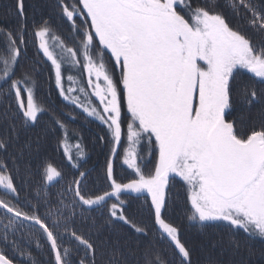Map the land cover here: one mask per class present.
I'll use <instances>...</instances> for the list:
<instances>
[{"label":"snow or ice","instance_id":"obj_1","mask_svg":"<svg viewBox=\"0 0 264 264\" xmlns=\"http://www.w3.org/2000/svg\"><path fill=\"white\" fill-rule=\"evenodd\" d=\"M227 6L240 27L218 0H57L62 37L35 0H10L3 15L15 23L0 26V264H37L25 241L47 247L48 264H194L197 242L166 216L177 178L200 248L224 250L220 231L233 249L241 231L264 240V0ZM29 38L42 54L30 71L21 65ZM41 64L71 118L79 109L105 126L102 192L85 191L79 142L75 153L63 142L67 173L30 162L51 130L30 132L45 114L35 102ZM133 193L151 224L137 222Z\"/></svg>","mask_w":264,"mask_h":264},{"label":"trees","instance_id":"obj_2","mask_svg":"<svg viewBox=\"0 0 264 264\" xmlns=\"http://www.w3.org/2000/svg\"><path fill=\"white\" fill-rule=\"evenodd\" d=\"M26 2L31 4L33 0H26ZM35 2L42 6L41 11L45 15L51 16L56 33L62 37H67L69 33V24L61 19L60 10L57 8V0H35ZM72 2L73 0H68V3ZM201 2H203V0H201ZM218 2L222 5L221 11H223L231 24L234 27H240L241 21L238 17L233 16L231 9L227 6V0H218ZM9 3L10 0H0V26H10L15 23L13 18L3 15L4 9ZM29 11L31 12V9H29ZM254 38L256 37L254 36ZM23 56L24 59L21 60V65L29 71L33 67L34 59L37 61L41 59L42 54L37 55L36 47L33 45L31 38H29L28 48L26 52H23ZM33 76L36 84L35 102L39 107L45 109V114L41 117L40 124L33 127L30 132L37 133L42 127L51 129L41 141L39 154H33L30 157L33 168L39 167L43 161L67 173L69 168L68 161L63 153V142L65 140L67 141L73 153H75L76 143L79 142L83 145L86 152V157L81 161L83 170L90 173L89 178L85 181V191L94 190L102 192V190L107 187L104 178L107 149L100 144L98 137L105 133V126L101 124L100 121L87 117V115L79 109H75V111L72 112L75 119L68 115L71 109L65 107V102L58 96L54 83V73H51L50 79L49 66H45L44 64L39 65L37 72L33 73ZM61 113H64V115L61 116ZM256 115V111L253 110V116L255 117ZM50 116L54 119H62L66 123V130H61L59 127L53 128ZM255 122L259 123L258 120ZM70 124L73 127H70ZM65 131L67 132V136H65ZM150 167L151 165H149V168ZM125 169L126 166H122L118 162L116 175L119 178H125L127 175ZM17 182H19L18 178ZM182 184L183 182L177 178L176 183L171 186L169 197L170 200L175 199L176 203L169 208L166 216L168 219L182 225L184 228V238L188 240L189 243L192 241L197 242V251L192 257L194 264H208L210 258L220 262V264H264V240L258 237L248 238L242 231L235 237V239L239 241L240 246L238 249H233L228 246V234L224 231L219 232V235H223L224 237V250L220 247L216 249L207 247L200 248L199 241L201 238L197 235V229L193 226H189L188 222L183 219L184 189ZM52 190L56 191V188ZM135 197L136 195L131 197L130 204L131 211L136 213L137 222L139 223L140 220L143 219L145 222L151 224V221L148 220V209L144 200H142V198L138 200ZM121 231L125 233L131 232L127 225H122ZM24 243L30 246L32 257L36 260L37 264H48L50 252L47 247L36 248L34 245H30L28 241ZM158 249L164 250L166 259L173 258L172 249L168 246L167 242L159 244Z\"/></svg>","mask_w":264,"mask_h":264},{"label":"rangeland","instance_id":"obj_3","mask_svg":"<svg viewBox=\"0 0 264 264\" xmlns=\"http://www.w3.org/2000/svg\"><path fill=\"white\" fill-rule=\"evenodd\" d=\"M74 75H77V76H80L81 74L79 73V72H74L73 73ZM67 75V74H66ZM83 80H84V82L86 83V80H87V77H86V74L83 76ZM65 86H67V84L65 83ZM89 91H90V89H89ZM93 99V101L96 103V104H98L99 103V101L95 98V97H93L92 98ZM70 127H73V126H71V124H70ZM179 179V178H178ZM133 195H136V194H130V196L132 197ZM139 200V199H138ZM142 200H144V198H142Z\"/></svg>","mask_w":264,"mask_h":264}]
</instances>
